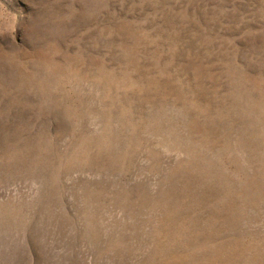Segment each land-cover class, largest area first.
<instances>
[{
	"label": "rangeland",
	"instance_id": "1",
	"mask_svg": "<svg viewBox=\"0 0 264 264\" xmlns=\"http://www.w3.org/2000/svg\"><path fill=\"white\" fill-rule=\"evenodd\" d=\"M0 264H264V0H0Z\"/></svg>",
	"mask_w": 264,
	"mask_h": 264
}]
</instances>
